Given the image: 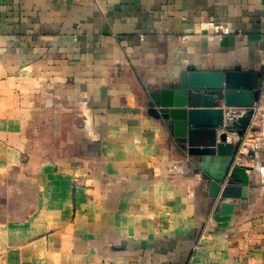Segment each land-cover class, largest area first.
Here are the masks:
<instances>
[{"label":"crops","instance_id":"crops-1","mask_svg":"<svg viewBox=\"0 0 264 264\" xmlns=\"http://www.w3.org/2000/svg\"><path fill=\"white\" fill-rule=\"evenodd\" d=\"M189 63L264 65V0H0V264H264V150L225 219L149 112Z\"/></svg>","mask_w":264,"mask_h":264},{"label":"water","instance_id":"water-1","mask_svg":"<svg viewBox=\"0 0 264 264\" xmlns=\"http://www.w3.org/2000/svg\"><path fill=\"white\" fill-rule=\"evenodd\" d=\"M263 77L264 65L206 69L189 63L177 74V82L149 95L150 114L161 120L180 149L194 158L208 199L217 203L216 212L226 216L225 219L234 213L240 201L247 202L251 191L248 170L253 167L235 165L236 145L227 142L226 132L217 140L214 131L224 124L225 105L246 109L231 124V129L243 134L252 107L260 98ZM201 128L214 132L211 143H207Z\"/></svg>","mask_w":264,"mask_h":264},{"label":"built area","instance_id":"built-area-1","mask_svg":"<svg viewBox=\"0 0 264 264\" xmlns=\"http://www.w3.org/2000/svg\"><path fill=\"white\" fill-rule=\"evenodd\" d=\"M261 95L252 107L250 121L243 128V134L239 135L237 129H231V124L245 111L242 107H228L223 105L222 127H219V135L227 133V142H233L237 147V158L240 161L251 158V152L264 150V77L261 81ZM259 128V129H258Z\"/></svg>","mask_w":264,"mask_h":264}]
</instances>
